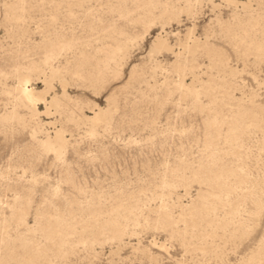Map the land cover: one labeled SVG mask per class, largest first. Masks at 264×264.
<instances>
[{"label":"rangeland","instance_id":"obj_1","mask_svg":"<svg viewBox=\"0 0 264 264\" xmlns=\"http://www.w3.org/2000/svg\"><path fill=\"white\" fill-rule=\"evenodd\" d=\"M0 264H264V0H0Z\"/></svg>","mask_w":264,"mask_h":264}]
</instances>
